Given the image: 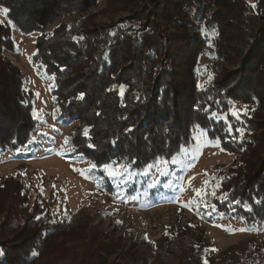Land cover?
I'll return each mask as SVG.
<instances>
[{"label":"trees","instance_id":"16d2710c","mask_svg":"<svg viewBox=\"0 0 264 264\" xmlns=\"http://www.w3.org/2000/svg\"><path fill=\"white\" fill-rule=\"evenodd\" d=\"M102 3L97 15L107 21L97 22L92 10ZM17 31L37 35L33 62L52 81L61 120L76 123L69 147L77 156L101 173L104 164L142 171L158 160L171 161L199 128L235 156L217 179L213 203L219 214L248 228L264 227V97L251 86L264 75V0H0V152L28 146L38 125L34 92L5 57L16 50ZM206 54L214 58L202 84L199 61ZM229 64L235 65L230 71ZM241 67L244 89L229 87L227 75L239 77ZM187 69L188 88L179 83L186 78L176 75ZM234 103L244 111L233 115ZM8 201L14 203L7 198L0 212ZM19 206L16 214L8 206V220L10 214L14 220L7 228L15 236L5 238L8 220L0 222V264H36L51 237L74 230L65 215L37 218ZM84 233L71 240L83 251L75 264L154 263L122 238ZM142 245L150 253L157 249L146 239ZM176 258V264H217L198 244Z\"/></svg>","mask_w":264,"mask_h":264},{"label":"rangeland","instance_id":"374dc122","mask_svg":"<svg viewBox=\"0 0 264 264\" xmlns=\"http://www.w3.org/2000/svg\"><path fill=\"white\" fill-rule=\"evenodd\" d=\"M104 6L102 3L92 10L97 22L107 21V17L97 15ZM56 26L55 22L50 29ZM36 37L17 31L15 52H5L7 60L23 74L26 89L34 92L33 114L38 125L28 146L15 152H0V204H5L7 198L14 199L13 204L8 201L0 212V222L8 220L12 205L16 214L19 196V207H25L27 214L37 218L48 213L65 215L73 220L74 226L70 234L51 237L36 264L80 261L83 251L75 250L71 240L84 230L99 239L122 238L128 247H138L148 254L153 264H176L177 255L193 244L209 249L217 264H264V227L248 228L237 218L219 214L213 203L219 192L217 179L231 168L234 155L224 151L218 140L195 128L192 144L173 157L177 163L158 160L142 171L112 165L114 171L123 175L112 177L105 170L101 173L69 147L76 123L61 120L52 96V81L33 62ZM261 53L259 62L264 73ZM190 55L187 53L189 58ZM213 58L214 55L206 54L199 61L202 84L208 79L210 70L206 66ZM234 66L229 64L225 69L230 71ZM244 71V67L237 71L241 73L239 77L227 75L229 87L237 84L240 90L244 89L247 78ZM189 73L187 69L176 74L186 78L178 79L186 88L190 84ZM251 86L264 97V75L256 76ZM243 108L242 104L234 103L232 112H243ZM175 112L180 117L184 114L179 107ZM260 114L264 115V108ZM260 152L264 153V147ZM165 182L170 187H165ZM9 218L14 220L12 214ZM9 220L2 229L9 233L5 238L16 235V232L10 235L15 229L7 228L12 223ZM142 239L156 243L154 253H150V246L142 245Z\"/></svg>","mask_w":264,"mask_h":264},{"label":"snow or ice","instance_id":"6c2138e0","mask_svg":"<svg viewBox=\"0 0 264 264\" xmlns=\"http://www.w3.org/2000/svg\"><path fill=\"white\" fill-rule=\"evenodd\" d=\"M4 11L6 12L7 9H5ZM123 91H124L123 86H121V94L123 93ZM233 115H238V113L233 112ZM225 118H226V117H225ZM85 134H86V133H85ZM177 162H178V161H177L175 158H173V159L171 160V163H177ZM162 163H166V162H163V161H162ZM92 167H93V168H96L97 166L94 164V165H92ZM114 167H115V166H112V165H109V164H104V165H102L103 170L108 171L109 175L112 176V177H116L117 175H123L122 172L114 171V170H113ZM151 167H152V166H149V168H151ZM146 174H147V173H146ZM155 183H159V181H156ZM153 186H154V185H153ZM164 186H165V187H170V184H168L167 182H165ZM196 191H197V195H199V190H196ZM33 254H34V255H38V253H33Z\"/></svg>","mask_w":264,"mask_h":264}]
</instances>
